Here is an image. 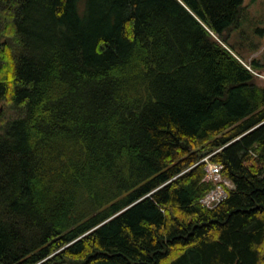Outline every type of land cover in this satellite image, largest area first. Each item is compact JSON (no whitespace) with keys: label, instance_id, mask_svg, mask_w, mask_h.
Listing matches in <instances>:
<instances>
[{"label":"trees","instance_id":"16d2710c","mask_svg":"<svg viewBox=\"0 0 264 264\" xmlns=\"http://www.w3.org/2000/svg\"><path fill=\"white\" fill-rule=\"evenodd\" d=\"M247 16L243 0H0V264H264ZM206 157L233 186L213 208Z\"/></svg>","mask_w":264,"mask_h":264},{"label":"rangeland","instance_id":"374dc122","mask_svg":"<svg viewBox=\"0 0 264 264\" xmlns=\"http://www.w3.org/2000/svg\"><path fill=\"white\" fill-rule=\"evenodd\" d=\"M244 5L247 7V21L245 22L244 29L248 33L250 39L255 43L259 44L257 51L253 53H245L243 60H240L248 69V63L252 60H257L258 62L264 63V0H243ZM255 29H260V35L258 37H253V31ZM254 34H257L254 32ZM248 37V38H249ZM249 39V40H250ZM247 65H246V64ZM260 77H263L260 75ZM1 111V110H0Z\"/></svg>","mask_w":264,"mask_h":264},{"label":"built area","instance_id":"2783aa9c","mask_svg":"<svg viewBox=\"0 0 264 264\" xmlns=\"http://www.w3.org/2000/svg\"><path fill=\"white\" fill-rule=\"evenodd\" d=\"M203 161L207 163L204 180L211 182L213 189L200 202L207 208H213L226 198V188H232V184L222 177V165L209 162L208 157L204 158Z\"/></svg>","mask_w":264,"mask_h":264}]
</instances>
